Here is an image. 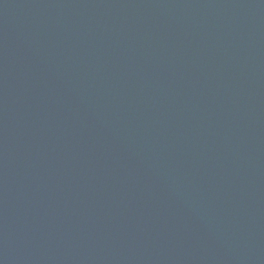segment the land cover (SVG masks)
<instances>
[{"label":"water","instance_id":"water-1","mask_svg":"<svg viewBox=\"0 0 264 264\" xmlns=\"http://www.w3.org/2000/svg\"><path fill=\"white\" fill-rule=\"evenodd\" d=\"M0 264H264V0H0Z\"/></svg>","mask_w":264,"mask_h":264}]
</instances>
